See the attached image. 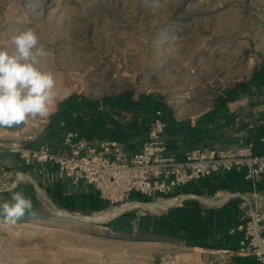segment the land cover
Masks as SVG:
<instances>
[{
  "label": "rangeland",
  "instance_id": "rangeland-1",
  "mask_svg": "<svg viewBox=\"0 0 264 264\" xmlns=\"http://www.w3.org/2000/svg\"><path fill=\"white\" fill-rule=\"evenodd\" d=\"M29 28L50 52L39 66L56 77L57 100L49 116L58 101L73 93L100 99L129 91L135 98L161 99L175 122L192 126L222 91L248 81L264 66V0H0V47L11 50L10 37ZM247 102L239 95L228 104L227 113L240 116L233 125L213 130V147L243 146L240 128L252 122L246 117ZM49 116L29 120L24 128L39 131ZM19 174L0 177V203L6 191L1 188L13 185ZM23 174L38 186L56 182L34 172ZM20 176L17 185L30 183ZM39 188L34 213L15 225L0 216V264H232L225 253L124 238L111 233L107 221L67 218L63 215L96 213L53 210ZM131 211L165 210L125 212Z\"/></svg>",
  "mask_w": 264,
  "mask_h": 264
},
{
  "label": "trees",
  "instance_id": "trees-1",
  "mask_svg": "<svg viewBox=\"0 0 264 264\" xmlns=\"http://www.w3.org/2000/svg\"><path fill=\"white\" fill-rule=\"evenodd\" d=\"M239 95L247 97L250 111L246 117L252 120L251 123L247 121L242 123V129L240 128L242 144L249 147L255 155L264 154V66L256 68L248 81L239 82L231 89L222 91L215 98L212 108L202 114L192 126L185 121L175 122L171 109L166 107L161 99L150 95H138L135 98L134 94L128 91L100 99H90L82 94H70L56 103L55 111L36 133L35 140L29 143V146L36 148L41 144H47L51 150L57 151L62 147L65 134L74 132L92 143L103 140L115 141L126 156L132 155L139 151L152 119L159 111L166 123L164 137L168 151L176 157H181L184 152L191 149L213 147L211 145L215 139L211 136L213 130L233 125L240 116L236 113H227L228 104ZM23 127L24 124L5 129L14 131ZM18 172L33 171L22 164ZM39 186L44 188L48 198L58 209L68 213L88 216L109 207V204L101 200L91 188L86 191L78 189L67 191V185L59 181L49 185L40 183ZM13 191H22L31 199L34 213L39 202L32 184H19L11 190L4 191L1 203L8 200ZM220 191L243 195L255 192L264 196V174L252 184L244 180L242 170L219 172L181 187L173 195L154 198L171 199L180 194L213 196ZM154 198L133 193L129 201L148 203ZM242 203L244 201L240 198H232L218 207L211 208L195 200H188L159 214L147 212L136 215L133 211L124 212L105 226L115 235L139 241H168L193 249L236 252L242 239V235L235 231L242 215L240 208ZM232 230L234 231L231 232ZM231 263L259 264L253 257L236 255L231 256Z\"/></svg>",
  "mask_w": 264,
  "mask_h": 264
},
{
  "label": "built area",
  "instance_id": "built-area-1",
  "mask_svg": "<svg viewBox=\"0 0 264 264\" xmlns=\"http://www.w3.org/2000/svg\"><path fill=\"white\" fill-rule=\"evenodd\" d=\"M165 127L157 111L139 151L128 156L115 141L92 143L74 132L65 134L57 151L47 144L32 148L29 143L36 132L25 128L0 136V151L17 156L37 175L50 176L75 189L86 185L111 208L127 204L133 193L148 198L170 196L219 172L242 170L244 180L252 184L264 174V154L255 155L246 146L195 148L176 157L168 151ZM46 166L53 170L46 171ZM245 196L249 202L241 204L242 215L235 228L242 235L239 249L217 252L253 257L264 264V196L255 192Z\"/></svg>",
  "mask_w": 264,
  "mask_h": 264
},
{
  "label": "clouds",
  "instance_id": "clouds-1",
  "mask_svg": "<svg viewBox=\"0 0 264 264\" xmlns=\"http://www.w3.org/2000/svg\"><path fill=\"white\" fill-rule=\"evenodd\" d=\"M12 49L0 47V128L19 127L29 120L44 119L57 100L56 77L42 70L50 55L31 28L14 34ZM32 201L22 191H13L0 203V216L13 225L32 214Z\"/></svg>",
  "mask_w": 264,
  "mask_h": 264
},
{
  "label": "water",
  "instance_id": "water-1",
  "mask_svg": "<svg viewBox=\"0 0 264 264\" xmlns=\"http://www.w3.org/2000/svg\"><path fill=\"white\" fill-rule=\"evenodd\" d=\"M19 175H22L26 179L29 180V182L32 184V186H33V188H34L36 193H41V190H40L38 184L32 179V177H30L29 175L23 174V173H20ZM17 182H18V179L16 178L14 183H13V185H11L10 187H6V188L2 187L1 189L6 190V191L7 190H11V189L15 188V186L17 185ZM44 198L49 202V204L51 205L52 209L56 210V206L54 204H52L51 201H49L45 196H44ZM177 198H179V199L174 201L173 203H170V204L164 206L163 209L167 210V209H169V208H171L173 206L181 205L182 202L188 201V200H195V201L201 203L202 205L207 206V207H211V208L212 207H218L224 201H227V200L232 199V198H240L243 201L249 202L248 198L245 195L239 194V193H229V194L225 195L224 200L218 201V202H214L212 200L207 199L206 197L198 196V195H195V194H182V195L178 196ZM137 204H139V205H156L157 203L148 202V203H137ZM127 208H129V207H127ZM127 208L125 210H122L119 214L115 215L110 220H108V222H110L111 220H113L116 217H118L121 214H123L127 210ZM63 216H65L67 218H73V219H78V220L82 221V219H81L82 217H78V216H74V215H63ZM108 222H106V223H108ZM100 224H104V223H100Z\"/></svg>",
  "mask_w": 264,
  "mask_h": 264
},
{
  "label": "bare ground",
  "instance_id": "bare-ground-1",
  "mask_svg": "<svg viewBox=\"0 0 264 264\" xmlns=\"http://www.w3.org/2000/svg\"><path fill=\"white\" fill-rule=\"evenodd\" d=\"M23 177V176H22ZM17 178L20 179L21 176L17 175ZM224 195H218L214 199H209L214 202L222 201L224 200ZM179 198L176 199H171L170 201H163V202H158L156 205H139L137 203H132L128 205H122L117 208H111L108 210L101 211L99 213H96L90 217H82V221L86 223H103L105 221L108 222L111 218H113L115 215L119 214L122 210H125L127 207L129 208H142V209H154V208H159L163 209L164 206L173 203L174 201L178 200Z\"/></svg>",
  "mask_w": 264,
  "mask_h": 264
},
{
  "label": "crops",
  "instance_id": "crops-1",
  "mask_svg": "<svg viewBox=\"0 0 264 264\" xmlns=\"http://www.w3.org/2000/svg\"><path fill=\"white\" fill-rule=\"evenodd\" d=\"M6 131H9V130H7L5 128H0V136H5L6 135ZM37 131L38 130L35 129L36 133H37ZM21 165H22V162L18 159L17 156L0 151V177L3 176L4 174L10 173V172L19 171V168L21 167ZM44 168H45L46 171H52L53 170L49 166H46ZM9 170H11V171H9ZM43 178H46V177L43 176ZM48 178H51V177L49 176ZM48 178H46V179H48ZM84 186L81 185L78 188V190H81V191L85 190L86 191L88 188H87L86 185H84ZM67 187H70V186H67ZM70 188L72 189L73 187H70Z\"/></svg>",
  "mask_w": 264,
  "mask_h": 264
}]
</instances>
